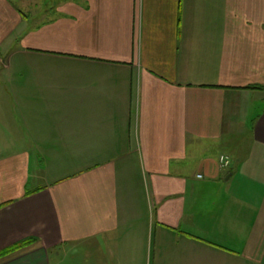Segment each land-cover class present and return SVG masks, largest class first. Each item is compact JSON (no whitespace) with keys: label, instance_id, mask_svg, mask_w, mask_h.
I'll return each instance as SVG.
<instances>
[{"label":"crops","instance_id":"obj_1","mask_svg":"<svg viewBox=\"0 0 264 264\" xmlns=\"http://www.w3.org/2000/svg\"><path fill=\"white\" fill-rule=\"evenodd\" d=\"M24 239L0 264H264V0H0V252Z\"/></svg>","mask_w":264,"mask_h":264},{"label":"rangeland","instance_id":"obj_2","mask_svg":"<svg viewBox=\"0 0 264 264\" xmlns=\"http://www.w3.org/2000/svg\"><path fill=\"white\" fill-rule=\"evenodd\" d=\"M13 1L17 5H19V4L21 6L26 5L28 9L32 8V12H34L35 10H39V9H49L52 6H55V4L62 2V0H13ZM15 62H16V60H14L12 65H15ZM226 151L230 152V151H232V149L230 150V148H226ZM221 157H225V158L229 159V156L226 154L220 155L219 162H220L221 166L224 167L225 165H223L221 163ZM229 161H231V160L229 159Z\"/></svg>","mask_w":264,"mask_h":264},{"label":"trees","instance_id":"obj_3","mask_svg":"<svg viewBox=\"0 0 264 264\" xmlns=\"http://www.w3.org/2000/svg\"><path fill=\"white\" fill-rule=\"evenodd\" d=\"M32 242H33V239H24V240L18 242L17 244L12 245L11 247L0 252V257L4 256L6 254H9L11 252H14L20 248H23L24 246H27V245L31 244Z\"/></svg>","mask_w":264,"mask_h":264},{"label":"built area","instance_id":"obj_4","mask_svg":"<svg viewBox=\"0 0 264 264\" xmlns=\"http://www.w3.org/2000/svg\"><path fill=\"white\" fill-rule=\"evenodd\" d=\"M221 163L227 167V166L229 165L230 161H229L228 158L221 157ZM225 166H224V167H225ZM200 176H201V175H200Z\"/></svg>","mask_w":264,"mask_h":264}]
</instances>
